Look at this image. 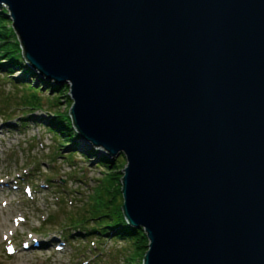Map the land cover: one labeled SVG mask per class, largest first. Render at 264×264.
Returning <instances> with one entry per match:
<instances>
[{
	"label": "water",
	"instance_id": "obj_1",
	"mask_svg": "<svg viewBox=\"0 0 264 264\" xmlns=\"http://www.w3.org/2000/svg\"><path fill=\"white\" fill-rule=\"evenodd\" d=\"M2 4L78 139L126 157L142 264H264V0Z\"/></svg>",
	"mask_w": 264,
	"mask_h": 264
},
{
	"label": "rangeland",
	"instance_id": "obj_2",
	"mask_svg": "<svg viewBox=\"0 0 264 264\" xmlns=\"http://www.w3.org/2000/svg\"><path fill=\"white\" fill-rule=\"evenodd\" d=\"M8 15L9 8L0 5L1 31L3 27L14 31ZM16 39L11 38V42ZM20 48L23 65L31 73L22 68L14 70L0 48V181L15 187L9 194L0 193L4 203L0 206V221L15 214L18 222L24 219L26 223L16 232L9 222L0 227V232H5V241L0 234V264H141L135 245L129 241L111 236L87 237L76 227L77 221L93 215L101 201L97 181L110 171L123 173L128 164L126 157L121 154L110 159L100 154V149L89 148L78 139L74 127L76 136L71 143L48 128L57 114L70 116L72 85L55 86L54 81L40 78L28 67L24 49ZM33 90L41 100L37 110L23 102ZM102 160L114 164L116 170L99 166ZM27 237L52 241L27 257L13 258L15 252H21L23 243L29 244ZM145 252L141 253L143 259Z\"/></svg>",
	"mask_w": 264,
	"mask_h": 264
},
{
	"label": "trees",
	"instance_id": "obj_3",
	"mask_svg": "<svg viewBox=\"0 0 264 264\" xmlns=\"http://www.w3.org/2000/svg\"><path fill=\"white\" fill-rule=\"evenodd\" d=\"M11 38H17L15 31L10 30L9 32L5 27H3V30H0V48L2 49V56L6 57L10 61L9 64L12 65L14 70H16V68H22L25 69L27 73H31V71L23 65V60L21 58L22 49L20 48L22 46L21 43H19L17 39L12 43ZM38 96V92L33 90L28 97H25L23 102L29 105V107L33 110L40 109L41 100ZM48 128L53 130L54 133L61 137L66 143L74 142L73 140L76 135L73 130L72 119L68 113L62 115L57 114V118L50 122ZM89 153L94 156L96 155L92 151ZM69 156L71 157V155ZM72 156H74V154H72ZM99 166H105L110 170L115 169L113 168L115 167L114 164L111 165L106 160L100 161ZM122 177V172L117 173L110 171L106 177L97 181V197H99L101 201L97 205V209L92 212L93 215L91 217L82 218L81 221H77L76 223L78 225L76 227H79L77 229H81L87 237L97 235L99 237L111 236L114 237V239L129 241L135 245L136 254H138V258H140V263L142 264L143 257L141 256V253L148 250L149 242L146 234L142 230L133 229L126 224L122 212ZM71 222L73 223L74 221ZM90 222L95 223L93 226H90ZM68 234L69 233L66 234V238L70 237ZM135 260L136 259H134V261Z\"/></svg>",
	"mask_w": 264,
	"mask_h": 264
},
{
	"label": "bare ground",
	"instance_id": "obj_4",
	"mask_svg": "<svg viewBox=\"0 0 264 264\" xmlns=\"http://www.w3.org/2000/svg\"><path fill=\"white\" fill-rule=\"evenodd\" d=\"M2 182V183H1ZM11 190H15V187L11 185V183L9 182H3V181H0V193L2 194V192H7L8 194L10 193ZM0 206L3 207L4 206V203L0 200ZM5 214V212H3ZM6 224L9 222V225L15 227V232L17 231V228L19 226H22L26 223V220H22L20 222L17 221V216L14 214L11 216V218L9 219H6L5 218V221H0V227H3ZM5 232H0V234L2 235L3 239H4V234ZM37 234V233H36ZM35 235V233H34ZM39 235V234H38ZM37 236V235H35ZM30 238V239H28ZM35 239H32L31 237H27L25 239V241L28 239L30 240L29 244H24L23 243V246L21 247V252H15L13 254V258L15 259H19V258H24V257H27L28 253H31L32 250H35V249H40L41 246H44L46 243H49L51 242L52 240L51 239H41V238H37V237H33ZM5 241V239H4ZM58 246V245H56Z\"/></svg>",
	"mask_w": 264,
	"mask_h": 264
}]
</instances>
